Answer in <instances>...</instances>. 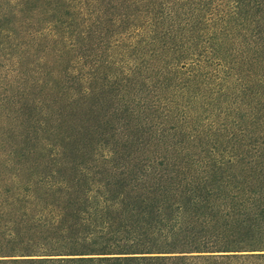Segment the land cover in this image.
Listing matches in <instances>:
<instances>
[{
    "label": "trees",
    "instance_id": "16d2710c",
    "mask_svg": "<svg viewBox=\"0 0 264 264\" xmlns=\"http://www.w3.org/2000/svg\"><path fill=\"white\" fill-rule=\"evenodd\" d=\"M0 264H264V0H0Z\"/></svg>",
    "mask_w": 264,
    "mask_h": 264
}]
</instances>
